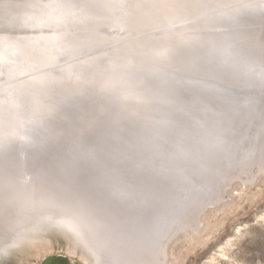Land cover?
<instances>
[{"label":"snow or ice","instance_id":"snow-or-ice-1","mask_svg":"<svg viewBox=\"0 0 264 264\" xmlns=\"http://www.w3.org/2000/svg\"><path fill=\"white\" fill-rule=\"evenodd\" d=\"M45 6L71 7L68 0ZM204 7L221 22L222 35L177 70L188 87L170 90L178 96L171 109L157 111L153 105L171 103L160 93L176 73L156 68L158 79L140 86L145 112L100 107L94 99L36 121L39 132L25 139L22 153L5 148L0 154L4 244L14 239L8 225L17 218L19 202L34 188L61 209L98 264H173L168 222L182 219L207 184L237 162L232 146L242 128L258 125L249 154L258 153L264 162V0ZM35 80L37 87L46 84L43 74ZM209 89L224 94L222 103L198 108L197 99L206 100ZM83 113L91 115L83 119ZM249 224L236 249L237 264H264V247L258 257L252 248L257 237L264 239V224ZM9 255L0 248V264H8L3 258Z\"/></svg>","mask_w":264,"mask_h":264},{"label":"rangeland","instance_id":"rangeland-1","mask_svg":"<svg viewBox=\"0 0 264 264\" xmlns=\"http://www.w3.org/2000/svg\"><path fill=\"white\" fill-rule=\"evenodd\" d=\"M53 2L0 0V61L7 66L0 63L2 151L7 145L11 152L16 147L23 152L25 139L39 132L36 121L51 120L94 99L100 107L145 112L139 90L146 79H158L156 68L176 73L160 93L171 103L153 105L157 111L171 109L178 96L170 90L188 87L180 82L177 70L222 35L221 22L204 5L238 0H68V8L45 6ZM11 68L16 70L9 73ZM40 74L46 81L44 87H37L35 77ZM204 95L207 99H197L196 106L210 110L222 103L224 94L209 89ZM81 115L87 119L91 113ZM176 117L184 118L182 113ZM258 133V125H248L237 134L232 146L237 162L225 170H236H231L232 183L224 194L218 189L215 197L211 195L209 186L224 171L203 189L198 200L210 198L211 205L200 216V230L192 232L195 237L171 244L173 264H237L236 249L248 235L249 222L264 224V164L258 153L248 155L253 146L250 137ZM246 156H250L247 161ZM253 160H258L257 165ZM240 163L242 170L246 165L253 167L250 180H245L247 173L239 174ZM175 222H168L167 232ZM41 234L50 249L36 260L27 256V262L60 253L85 264V255L67 253L69 244L58 231ZM261 247L264 239L257 237L252 244L257 257Z\"/></svg>","mask_w":264,"mask_h":264},{"label":"bare ground","instance_id":"bare-ground-1","mask_svg":"<svg viewBox=\"0 0 264 264\" xmlns=\"http://www.w3.org/2000/svg\"><path fill=\"white\" fill-rule=\"evenodd\" d=\"M13 153L20 154V152H17V147H16V149H15V151ZM249 153H248V155H249ZM246 157H247V159H246V161H247L250 156H246ZM254 160H253V162H254ZM256 162H258V160ZM256 162H254V163L256 164ZM260 162H261V160H260ZM263 164H264V162H263ZM237 165L240 167L239 168V170H240L239 174L242 175V174L247 173V174H245V175H247L245 180L246 179L250 180L252 178V176H253V169H252L253 167L251 165L247 166L245 164L246 166H245L244 170H242L243 169V167H242L243 165L242 164L241 165L237 164ZM231 170L232 169L230 168L229 170L225 171L221 176H219L218 178H216L215 180L212 181L211 185L209 186L210 187L209 191H211V195H213L214 193H217L218 189H220L221 190L220 192L223 193V194L226 192L225 189L230 187L229 186L230 182L232 183L230 176H231L232 171H234V170H232V171ZM261 170H263V168H261ZM261 170H258V171L260 172ZM239 174L235 175L234 178H237V180H239V179L243 180ZM231 177H233V175ZM253 178H255V176ZM36 191H39V190H36V189L33 190V188H28L25 191L24 197L19 202L18 207H17V212H18L17 218H13L10 221L11 223L16 222L17 220H19L21 215L24 214V212L28 208H32L35 204L40 205L43 201H45L44 193L41 192V191L36 193ZM3 195H4L3 191H0V197H3ZM214 197H212V199ZM208 198L209 197H207L206 199H208ZM224 198H222V199H224ZM219 201H220V199H219ZM220 203H221V201H220ZM44 204H50V205L55 206V204L49 203L48 201H47V203H44ZM216 204L217 203H214V205H216ZM38 205H35V206H38ZM209 205H211L210 204V198L208 199V201L207 200L203 201V199L198 200V204L194 205V207L184 216L185 218L183 220H181V222H177L178 221L177 220L175 223H173L174 224L173 228H171L170 232L169 231L167 232L168 242L170 244H173L174 242H176V243L180 242L181 243L182 240L187 242L192 237V235H194V234H192V232L193 233L196 232V234H197V232L200 230V227H201L200 226L201 224L199 222L200 216L202 215V213H204L203 212L204 210L208 209L207 207ZM56 222L57 223H55V224L44 226L42 228V230L39 232V234H38L37 231L30 232V231L27 230V232L25 233V236H24L23 239L29 244L28 248H29L31 254L37 259L42 254H45L50 249L49 242L46 239H44V237L42 236L41 233L45 232V231H47L49 229L50 230L53 229V230H56V231L59 232L61 239L65 242L66 245L69 244L68 251H67V253L69 255H75V254H78L80 252L82 255H85V257L82 260L83 263H85V264H98L97 257L94 254H92V252L89 250V247L84 242L83 236L77 230L69 227L66 224V221L62 223L60 221V218H59ZM62 227L64 229L60 230ZM194 237H195V235H194ZM173 251L171 252L169 250V256H170L172 262L174 261L173 260V256H171L174 253ZM116 256H117V258L119 257V253L118 252L116 253ZM174 259H175V257H174Z\"/></svg>","mask_w":264,"mask_h":264},{"label":"water","instance_id":"water-1","mask_svg":"<svg viewBox=\"0 0 264 264\" xmlns=\"http://www.w3.org/2000/svg\"><path fill=\"white\" fill-rule=\"evenodd\" d=\"M2 64V62L0 61ZM2 67L7 66L2 64ZM11 68L9 73L15 71ZM7 147V145H5ZM4 151V149H3ZM0 147V152H3ZM2 154V153H1ZM34 190V188H33ZM39 191H36V193ZM49 203H52L48 200ZM47 203L46 200L43 201L38 206H33L28 208L24 214L21 215L20 219L16 222H9L10 235L12 236L11 241L8 244H4V241L0 240V248H6L10 254L8 257H4V261H7L8 264H30L25 259L27 256L32 257L34 260L36 258L31 254L28 243L23 239L25 233L28 231H37L38 234L44 226L52 225L57 223L56 221L60 218V221L65 222L62 215L61 209L58 206H53ZM53 204V203H52ZM62 227L60 230H63ZM23 231V232H22ZM25 231V232H24ZM33 264H81L73 259H71L66 254H48L40 258L39 262H34Z\"/></svg>","mask_w":264,"mask_h":264}]
</instances>
